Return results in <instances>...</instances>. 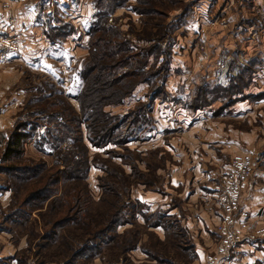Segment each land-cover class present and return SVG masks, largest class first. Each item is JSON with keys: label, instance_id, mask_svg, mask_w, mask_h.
I'll return each instance as SVG.
<instances>
[{"label": "rangeland", "instance_id": "rangeland-1", "mask_svg": "<svg viewBox=\"0 0 264 264\" xmlns=\"http://www.w3.org/2000/svg\"><path fill=\"white\" fill-rule=\"evenodd\" d=\"M134 2L131 0L126 8L108 19V24L115 25L126 36L138 21V16L130 10ZM180 3L168 12L167 23L173 31L169 70L163 81L167 98L153 105L152 128L148 129L152 131L145 141L134 142L126 149L88 148L84 156L88 162L87 175L83 182L74 185L84 189V196L86 193L89 221L86 228L71 225L74 229H54L52 223L61 216L66 201L62 202V198L36 206L23 204L28 220L19 226L4 225L3 216L12 205L19 207L31 185L17 181L14 190L9 187L7 177L0 174V223L6 228L0 232V246L17 251L18 263L21 260L23 264L65 263L69 247L81 246L87 232L94 234L100 230L106 214L118 213L125 207L123 213L132 211L133 215L127 219L128 224L115 230L120 236L118 244L113 241L96 255L95 261L88 259V264H139L135 258L139 253L131 256L134 262L130 259L129 250L136 247L147 252L151 260L187 264L190 251L177 247L187 239L175 237L172 229L148 227L144 216H151V211L159 209L190 216V209L199 207L200 198L207 197L205 201L217 206L214 212L220 214V221L227 218L224 224L215 226L213 240L224 239L217 233L219 226H224L234 238H240L218 264H264V182L261 181L264 178V0H181ZM94 13L93 0H0V156L14 127L23 124L31 138L23 147L22 163L53 162L50 154L56 152L50 145H45L43 152L35 147L44 137L46 118L43 125L41 121L35 125L36 109L30 107L39 98L37 88L47 91L55 86L70 98L71 106L77 111V103L71 98L81 87L78 72L87 58L86 30ZM49 27H60L70 33L55 38L58 41L52 46L45 36ZM240 67L251 70L244 89L245 96L250 98L245 97L220 111V102L195 112L188 108L197 86L206 83L224 87ZM156 82L159 83L158 79ZM149 90L146 84L138 85L131 100L109 111L125 115L133 108L134 101L143 99ZM69 150L64 145L59 154ZM72 152L75 160L82 158L80 150ZM245 156L250 158L252 174L238 192L233 190L238 181L236 166ZM66 192L62 191V196ZM229 195L237 198L235 203ZM194 196H199L195 203ZM49 231H56V242L43 240L42 236ZM130 242L131 248L122 251Z\"/></svg>", "mask_w": 264, "mask_h": 264}, {"label": "trees", "instance_id": "trees-1", "mask_svg": "<svg viewBox=\"0 0 264 264\" xmlns=\"http://www.w3.org/2000/svg\"><path fill=\"white\" fill-rule=\"evenodd\" d=\"M130 1L93 0L95 13L86 30L87 58L78 72L81 87L71 98L77 103V111L71 106L70 98L56 90L55 86L49 87L47 91L41 88L36 90L39 98L30 108L36 109L33 116L37 123L35 125L40 121L43 125V118H46L44 121L47 128L41 143H36L35 147L43 152L44 146L50 145L52 151L56 152L50 154L53 162H37L31 165L22 163L23 147L31 138L30 133L25 132V125H16L8 136L0 156V174L7 177L9 187L14 190L17 181L31 186L27 187V196L19 207L12 205L7 215L3 216L4 225L17 223L15 225L19 226L28 220L23 204L36 206L62 198V202L66 201L63 202L61 216L52 223L55 225L54 229L70 228L71 225L86 228L89 222L86 215V193L84 196V189L74 184L83 182L87 175L88 162L84 156L87 155L88 148L105 151L112 146L126 149L134 142L145 141L147 134L152 131L148 129L149 126L152 128L153 105L155 101L164 102L167 98L163 81L169 70V43L173 31L172 25L167 23L168 12L179 7L181 0H134L130 10L138 16V21L133 30L126 32V36L115 25L108 24V19L116 11L126 8ZM60 27H49L45 32L52 46L58 41L55 38H64L70 33V30ZM250 78L251 70L240 67L224 87L202 83L195 88L188 108L195 112L220 102V111L244 100L245 97L250 98L244 94ZM156 79L159 83L154 84ZM140 84L148 85L150 90L143 99L134 101L132 109L123 116L109 111L111 108L123 107L133 98L134 91ZM64 145L70 150L59 154ZM73 150H80L82 158L75 160ZM62 191L67 192L62 196ZM127 207L131 210L129 202ZM124 208L118 213L106 214L100 230L94 234L87 232L88 237L81 246L75 249L69 247V257L63 264H88L87 262L97 259L96 255L113 244V241L117 245V237L120 236L115 234V230L118 226L128 224L127 219L133 215L132 211L131 214L123 213ZM170 217L167 212L158 210L151 216H144V219L148 227L172 229L175 237L185 240L183 230ZM150 219L152 222H148ZM4 225L0 223V232L6 229ZM56 235V231H49L42 237L44 241L52 243L56 242ZM184 244L188 248L186 242L179 243L177 247L182 249L181 245ZM131 246L130 242L127 247H122V251L129 250ZM187 248L185 250L190 251V247ZM185 250L182 249L184 252ZM19 263L23 264L22 260Z\"/></svg>", "mask_w": 264, "mask_h": 264}, {"label": "crops", "instance_id": "crops-1", "mask_svg": "<svg viewBox=\"0 0 264 264\" xmlns=\"http://www.w3.org/2000/svg\"><path fill=\"white\" fill-rule=\"evenodd\" d=\"M156 102L162 103L160 101H155V103ZM153 111H154V108H153ZM218 170H219V167H218ZM261 181L263 183L264 178H262ZM254 184L255 186H257L255 181H254ZM246 196L247 195H245L244 197L246 198ZM198 199H199V196L195 197L194 203L197 202ZM200 199L202 201L201 202L202 204L199 207L194 206L193 209H190L191 210L190 216L185 215L186 218L184 214H182L181 216L177 214L178 211L175 212V214L174 213L170 214L173 211H170L169 213L167 212V215L171 216L172 218L175 216L173 219H175L177 223L179 224V226H181V229L183 230V235L187 239L186 243L188 245V248L190 247V253H191L190 261L187 264H205L204 256H206V259L209 256L216 257L218 258V263H220L222 259L227 257V255L223 257L219 253L220 252V241L216 242L215 239L213 240L214 238L213 233H215V226L220 222V214L214 212L217 206L214 205L212 201H211V204H209L210 202L208 203V201H205L207 200V197L205 200L203 198H200ZM212 204L213 206H215L213 207L214 209L211 208ZM160 210L161 209H159V211ZM155 211L156 210H153V212L151 211V213L153 214ZM156 229L161 230L162 228L158 227ZM0 247H1L0 248V264H19L17 262L18 258L16 256L17 251L15 250L12 251V249L9 246H0ZM181 247L183 250L187 248L185 245L183 246L181 245ZM216 250H218V254L216 253L214 254ZM134 253H139L140 255V256L135 257L137 258L136 260L139 262V264H171L167 262L161 263L156 260L149 259L146 256V254L140 250L139 247L130 251L131 262H134L131 258V256L134 255Z\"/></svg>", "mask_w": 264, "mask_h": 264}, {"label": "built area", "instance_id": "built-area-1", "mask_svg": "<svg viewBox=\"0 0 264 264\" xmlns=\"http://www.w3.org/2000/svg\"><path fill=\"white\" fill-rule=\"evenodd\" d=\"M241 164L239 166H236L237 168V172H238V181L237 183L234 185L233 190H238V192L240 191V188L242 189L247 180L249 179V177L252 174V165H251V161L249 156H245V159L240 160ZM230 196V195H229ZM230 198L232 199L233 203L236 202L235 196L232 195L230 196ZM234 205V204H232ZM227 218H223L222 222L220 221L219 223L224 224L225 220ZM217 233L220 234V236L224 237V239L222 241H220V255L221 256H226L227 255V251L230 249V247L232 246V244L236 242H239L240 238L235 237L233 235H229L226 232V228L224 226H219ZM205 264H218V258L213 257V256H209L206 261Z\"/></svg>", "mask_w": 264, "mask_h": 264}]
</instances>
